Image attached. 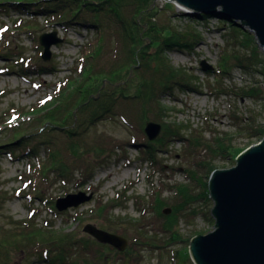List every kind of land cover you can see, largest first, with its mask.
Masks as SVG:
<instances>
[{"label":"rangeland","instance_id":"obj_1","mask_svg":"<svg viewBox=\"0 0 264 264\" xmlns=\"http://www.w3.org/2000/svg\"><path fill=\"white\" fill-rule=\"evenodd\" d=\"M18 1H30L24 4L27 8L23 13L14 8L23 4ZM46 2L49 1L0 0L6 3L2 6L9 8V13L0 12V116L5 122L11 120L9 110L31 111L40 99L53 91L54 83L77 67L86 31H77L73 26L65 30L58 21L35 11L41 3L46 7ZM156 3L163 6L166 2L156 0ZM175 8L174 14L169 13L170 26L188 32L191 26L181 17L184 12L176 4ZM17 19L21 21L18 25L15 24ZM219 21L213 18L206 24L192 23V31L200 38L190 49L166 52V64L179 70L176 82L181 83L171 84L172 89L159 93L148 113L149 121L162 126L156 140L164 135V142L157 144L151 154L141 150L146 135L138 121L133 120L130 106L126 108L129 111L123 107H118L117 111H125L131 127L123 123L120 116L103 117L93 124L78 118L74 126L76 133L70 138L66 137V128L40 133L42 127L33 117L25 116L17 121V126L10 128L1 124L0 237L4 234L12 240L14 235L24 241L23 235L41 228L48 229V235L51 230L67 235L65 241L53 247L42 241L29 244L26 253L17 245L13 246L11 264H52L51 258L61 249L66 257L55 264L76 261L81 264L83 260L93 264H195L187 257V250L197 234L215 229L211 212L214 201L197 197L195 203L184 206L174 229L180 240L171 241V232L165 230L164 221L180 202L177 186L188 185L196 197L203 188L192 177L193 171L199 179L208 182L211 167L229 169L236 164L232 156H214L211 148L215 138H223L226 144L243 151L264 137H250L251 131L246 130L248 126L264 125V69L257 67L259 62H264V49L259 47L253 33L244 30L257 47L254 53L242 34ZM55 31L63 42L53 46L51 59L44 61L39 37ZM114 55L113 46H106L97 62L107 65ZM241 60L244 63H240ZM33 61L39 73L31 71L28 63ZM202 62L213 69L204 70ZM27 68L29 72L19 70ZM44 68L48 72L45 73ZM39 83L41 87L36 88ZM122 104L123 100L118 101L117 106ZM56 114L62 118V110H57ZM165 125L168 133L164 131ZM48 134L58 140L55 146H34L41 136ZM17 136L21 139L15 142ZM99 140L106 149V154L100 158L92 150ZM71 141L89 149L81 158H76L77 161L66 150V146L74 145ZM30 147L39 150L43 158L49 149L59 150L68 176L51 166L45 178L40 179L29 165L34 162L39 174H44V170L40 172L37 161L24 155V150ZM204 164L211 166L209 170L202 166ZM79 193L92 195V198L64 211L56 208L57 199ZM157 195L163 201V216L154 211ZM89 223L123 235L132 243L133 253L110 257L107 262L100 260L99 252L107 254L95 243L97 239L84 232V226ZM40 245L48 248L46 257Z\"/></svg>","mask_w":264,"mask_h":264},{"label":"trees","instance_id":"obj_2","mask_svg":"<svg viewBox=\"0 0 264 264\" xmlns=\"http://www.w3.org/2000/svg\"><path fill=\"white\" fill-rule=\"evenodd\" d=\"M48 1L46 2V7L41 3L37 5L35 11L41 12V15L47 18H52L53 21H58V24L65 30L69 26H73L77 31H86V38L81 45L79 61L76 64L77 67L64 79L54 83L52 85L54 86L53 91L40 99L31 111L25 113L23 111L24 109L20 111L11 109L8 112V119L11 120H7V122H5V118L3 119L0 116V126L2 123L7 128L17 126L16 123L18 120L28 116L38 120L36 122L43 128H41L40 133L43 131L44 133L53 132L54 129L66 128V137L70 138V136L76 133L74 126L78 118L79 120L85 119V122L88 124H93L96 121H100L103 117L120 116L122 122L131 127L125 111L122 110L129 111L126 108L130 106L134 115L132 117L133 120H137L140 129H144L145 124L149 121L148 113L152 108L154 100L159 98V93L164 92V89L167 88L172 89L171 84L181 83L176 82L179 70L166 64L168 62L166 52L169 49H179L181 51L190 49L196 40L200 38L199 34L192 31L194 28L193 24H206L213 18L220 19V24H222L221 21L228 23L233 30L242 34L246 42L252 45L251 50L254 53L257 52V47L250 41L249 34L244 31L245 29L232 20L221 17L219 14L182 13L181 17L188 20L191 28L189 27L188 32H180L179 28H177L178 26H170L168 22L171 20L169 13H175L176 8L174 3H165L163 6H159L156 5V0ZM18 2V4H23H21L20 8L17 6L14 8L23 13V10L26 11L27 8L24 4L28 5L30 1L28 3ZM52 3L58 4L56 6H50ZM4 4L6 3H0V12L9 13V8L2 6ZM30 13L35 14V12ZM159 17L163 18L159 20ZM20 23V19L15 20L16 25ZM111 45L115 52L114 57H112L109 64L99 65L97 61L100 59L102 52L106 46ZM240 63L244 62L242 61ZM28 65L32 66L31 71L34 70V72L39 73L36 62H30ZM227 65L223 67L225 69L224 71L227 70ZM257 67L264 69V62H259ZM44 69L45 73L48 72V69ZM19 70L29 72L28 68ZM21 74L23 73L21 72ZM21 76L26 78L23 75ZM35 87H41V83L36 84ZM122 100L123 104L117 106L118 101ZM118 107L123 108L117 111ZM57 110H62V118L56 114ZM68 126L71 128H69L70 130H67ZM168 130L167 125H165L164 131L168 133ZM246 130L251 131L249 134L250 137L262 138L264 136V125L256 127L248 126ZM163 136L154 142L143 137L141 150H147L151 154L155 150V147H157V144L164 142ZM20 139L17 136L14 141L17 142ZM38 141L37 145L34 146H40L42 144L55 146L58 142L51 134L41 136V139ZM72 142L74 145L66 146V150H69L75 158V161H77L78 159L76 158H81L89 149L79 147L77 142ZM100 142L99 140L98 144L93 145L92 148L93 151H96L98 158L106 154L105 146ZM132 142L135 144L137 140L134 139ZM213 143L211 149L215 157L225 155L236 158L242 152L240 149H235L231 144H226L223 138H215ZM38 151L36 148L33 149L30 147L28 150H24V155L28 156L29 159L37 161V166L41 167V169L39 168L40 172L44 170V174H39L37 168H34V162L29 165L30 169L35 171L40 179L45 178V172L51 166L57 169L62 175L68 176L66 173L68 170L67 166H64L59 150L49 149L48 155L44 156V158L38 154ZM10 158L13 159L12 155H10ZM41 159L45 160L41 161ZM202 166L205 169L208 167V170L211 167L206 164ZM213 170L211 167L210 173ZM192 177L203 188V192L201 191L195 197L191 194L188 185L180 184L177 186L176 189L180 202L177 203L172 214L166 216L164 221L165 230L171 232V241L180 240L177 230L174 229L178 222L177 216L184 210L183 207L195 203L197 201L195 198L197 199V197L210 198L209 181L205 182L201 177L199 179L198 174L194 171L192 172ZM155 204L154 211L160 216H163L165 214L163 201H161L158 195ZM47 231L48 229L45 230L42 228L32 231L30 234L23 235L25 236L23 238L24 241H21L19 237L16 238L14 235L12 237L13 239L9 240L2 234L0 237V264H11V255L12 251H14L13 246L17 245L20 250L26 253L25 248L29 244L35 245L42 241L43 244L53 247L61 241H65L67 238V235L63 236L60 232L54 230H51V234L48 235ZM198 235L200 234L196 236ZM16 236L19 235L16 234ZM95 243L107 254L104 255L99 252L100 260L107 262L108 258L120 254L108 245L100 244L96 241ZM40 247L43 255L46 257L49 251L48 248H43L41 245ZM132 252V249L129 248L124 254L131 255ZM65 257L63 249H61L58 253L55 252V255L51 258V262L52 264L58 263ZM187 257L189 258L188 250ZM77 263L76 261L72 264ZM81 264H93V262L83 260Z\"/></svg>","mask_w":264,"mask_h":264},{"label":"water","instance_id":"obj_3","mask_svg":"<svg viewBox=\"0 0 264 264\" xmlns=\"http://www.w3.org/2000/svg\"><path fill=\"white\" fill-rule=\"evenodd\" d=\"M176 4L186 14H219L254 34L264 49V0H163ZM63 42L57 32L44 33L39 43L42 58L51 59L52 47ZM204 70L213 69L201 63ZM162 126L149 121L145 126L148 139L155 140ZM229 169H215L209 177L210 198L214 201L212 216L215 229L194 237L189 253L196 264H264V138L236 157ZM92 195H67L56 201L59 211L78 207ZM84 232L97 241L121 251L128 240L118 234L86 224Z\"/></svg>","mask_w":264,"mask_h":264},{"label":"bare ground","instance_id":"obj_4","mask_svg":"<svg viewBox=\"0 0 264 264\" xmlns=\"http://www.w3.org/2000/svg\"><path fill=\"white\" fill-rule=\"evenodd\" d=\"M235 165H236V164H235ZM235 165H234V166H235ZM131 244H132V243H129V242H128V246H127V248H126L125 250H123V251H121V250H119V249H117V248H114V247H112V246H110V247L113 248V249H115V250H117L120 254H124V252L127 251L129 248L132 249V251H133V247H132ZM132 253H133V252H132ZM132 253H131V254H132Z\"/></svg>","mask_w":264,"mask_h":264}]
</instances>
